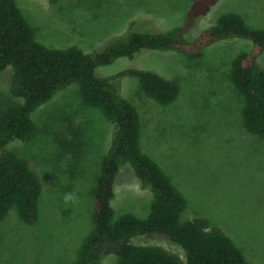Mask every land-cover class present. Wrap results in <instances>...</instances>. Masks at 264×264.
<instances>
[{
  "label": "rangeland",
  "instance_id": "rangeland-1",
  "mask_svg": "<svg viewBox=\"0 0 264 264\" xmlns=\"http://www.w3.org/2000/svg\"><path fill=\"white\" fill-rule=\"evenodd\" d=\"M16 1L39 42L93 53L126 34L130 23L141 31L177 25L191 0ZM228 11L264 28V0H219L186 37L194 39ZM250 47V40L236 37L207 45L198 57L144 48L134 59L118 57L98 65L95 72L111 75L133 66L180 78L179 94L167 105L144 94L134 77H119L114 83L139 113L142 151L185 196L182 218H208L239 246L249 264H264V138L244 128L243 97L229 76L233 58ZM257 62L264 67V51ZM11 70L0 74V111L19 101L9 91ZM33 118L32 135L7 147L27 160L40 181L38 215L26 223L11 209L0 218V264H72L92 228L91 191L114 125L82 101L78 83L41 105ZM114 188L116 218L149 214L152 192L140 186L130 165L121 167ZM69 192L76 203L65 204L63 196ZM132 241L185 255L180 246L157 234ZM100 264H117L116 255L104 256Z\"/></svg>",
  "mask_w": 264,
  "mask_h": 264
},
{
  "label": "trees",
  "instance_id": "trees-1",
  "mask_svg": "<svg viewBox=\"0 0 264 264\" xmlns=\"http://www.w3.org/2000/svg\"><path fill=\"white\" fill-rule=\"evenodd\" d=\"M219 0H191L182 20L165 30H133L112 39L104 49L85 52L76 46L47 47L39 42L16 0H0V74L11 67L9 91L19 101L0 111V218L14 209L31 223L37 219L40 181L27 160L7 145L26 140L35 130L33 114L71 83H78L82 101L99 109L114 126L110 145L101 156L92 188V228L79 245L72 264H100L114 254L117 264H249L239 246L218 225L198 216L183 219L187 200L160 165L142 151L141 120L136 107L121 95L114 79L130 76L141 91L160 104H170L180 91L178 76L166 77L146 68L126 67L97 75L98 65L115 58L134 59L141 49L173 50L198 57L218 40L245 38L248 50L232 60L230 80L243 97L241 118L247 132L264 138V28L239 13H221L192 40L186 35L197 19ZM125 164L141 187L152 192L149 214L127 213L116 218L111 201L115 181ZM157 234L180 246L185 255L156 244H135L139 235Z\"/></svg>",
  "mask_w": 264,
  "mask_h": 264
},
{
  "label": "clouds",
  "instance_id": "clouds-1",
  "mask_svg": "<svg viewBox=\"0 0 264 264\" xmlns=\"http://www.w3.org/2000/svg\"><path fill=\"white\" fill-rule=\"evenodd\" d=\"M63 200L65 204H68L70 202L74 204L77 202V197L73 193L69 192L64 194Z\"/></svg>",
  "mask_w": 264,
  "mask_h": 264
}]
</instances>
